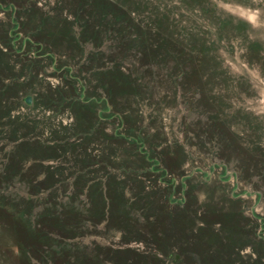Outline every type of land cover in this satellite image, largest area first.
<instances>
[{
	"label": "rangeland",
	"instance_id": "obj_1",
	"mask_svg": "<svg viewBox=\"0 0 264 264\" xmlns=\"http://www.w3.org/2000/svg\"><path fill=\"white\" fill-rule=\"evenodd\" d=\"M0 264H264V0H0Z\"/></svg>",
	"mask_w": 264,
	"mask_h": 264
},
{
	"label": "water",
	"instance_id": "obj_2",
	"mask_svg": "<svg viewBox=\"0 0 264 264\" xmlns=\"http://www.w3.org/2000/svg\"><path fill=\"white\" fill-rule=\"evenodd\" d=\"M24 101H25L26 104H30V103H31L30 96H26V97L24 98Z\"/></svg>",
	"mask_w": 264,
	"mask_h": 264
}]
</instances>
